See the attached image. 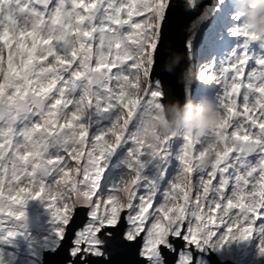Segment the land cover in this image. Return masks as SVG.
Here are the masks:
<instances>
[{
	"label": "snow or ice",
	"instance_id": "1",
	"mask_svg": "<svg viewBox=\"0 0 264 264\" xmlns=\"http://www.w3.org/2000/svg\"><path fill=\"white\" fill-rule=\"evenodd\" d=\"M179 12L221 113L203 136L160 115ZM253 239L264 264V35L232 0H0V264H211Z\"/></svg>",
	"mask_w": 264,
	"mask_h": 264
},
{
	"label": "water",
	"instance_id": "2",
	"mask_svg": "<svg viewBox=\"0 0 264 264\" xmlns=\"http://www.w3.org/2000/svg\"><path fill=\"white\" fill-rule=\"evenodd\" d=\"M202 2L203 5L207 7L212 0H202ZM186 17L187 16L183 12L178 13L177 20L169 30L164 46L160 49L158 63L156 66V76L165 80L174 97L180 98V100H183L186 97L183 102L175 100L166 105L164 112L168 122L177 120L183 116L186 110V104L191 100V96L194 94L197 85V61L196 59L188 58L184 46L188 36V21L186 20ZM177 52H181L183 54V58L179 60V64L183 60L186 66L184 70L181 71H179L181 66H178L175 71L168 74L165 70L171 67V56L174 55V53L177 54ZM190 67L192 68L193 74L191 77L186 79L185 73L186 71L188 72ZM209 260L211 261V264H231L229 262H220L213 253L209 256Z\"/></svg>",
	"mask_w": 264,
	"mask_h": 264
},
{
	"label": "clouds",
	"instance_id": "3",
	"mask_svg": "<svg viewBox=\"0 0 264 264\" xmlns=\"http://www.w3.org/2000/svg\"><path fill=\"white\" fill-rule=\"evenodd\" d=\"M232 3L235 7L234 0ZM243 3L245 6L240 12L243 22L249 26L250 31L264 35V0H243ZM179 59L180 57L177 55L176 62H179ZM187 73L188 77L192 76L191 67ZM206 99L209 101L206 106L189 109L179 119L168 122L167 126L173 130H187L197 136L208 134L212 125L220 118L221 113L210 98L206 97Z\"/></svg>",
	"mask_w": 264,
	"mask_h": 264
},
{
	"label": "rangeland",
	"instance_id": "4",
	"mask_svg": "<svg viewBox=\"0 0 264 264\" xmlns=\"http://www.w3.org/2000/svg\"><path fill=\"white\" fill-rule=\"evenodd\" d=\"M234 4H235L234 7L235 10L239 13L245 6L243 0H234ZM197 55L198 56L206 55V53H203L199 49ZM196 60H197V65L202 63V61L199 60L198 58H196ZM195 91L197 92H194V95L199 99H195L191 97V100L186 104L185 112L188 111L189 109L204 107L209 102L208 99H206L208 93L205 91L204 86L199 82L198 79H197V85ZM160 115L162 119L166 117L164 110L160 113ZM28 213L30 217V227H32L34 231L37 229H39L41 232L48 230L49 215L46 206L42 205L39 201H32L28 205ZM36 216H38V220L35 223H33L32 218ZM256 243L257 242L255 239L248 242L232 243L231 245L226 246L222 251L214 252L213 254H216L220 259L225 261H230L233 264H257L255 260Z\"/></svg>",
	"mask_w": 264,
	"mask_h": 264
},
{
	"label": "bare ground",
	"instance_id": "5",
	"mask_svg": "<svg viewBox=\"0 0 264 264\" xmlns=\"http://www.w3.org/2000/svg\"><path fill=\"white\" fill-rule=\"evenodd\" d=\"M186 20L189 21V17H188V16L186 17ZM177 55H179L180 59L183 58V54H182L181 52H179V53L177 52V54L174 53V55L171 56L170 61H171V60H174L175 57H176ZM180 59H179V60H180ZM183 64H184V65H183ZM179 66H181V67H180V70H179V71H181V70H184L186 64H185V62L182 60V61L180 62V64H179ZM179 76H180V74H179ZM176 99H179V100H180V98H176ZM179 100H177V101H179Z\"/></svg>",
	"mask_w": 264,
	"mask_h": 264
},
{
	"label": "flooded vegetation",
	"instance_id": "6",
	"mask_svg": "<svg viewBox=\"0 0 264 264\" xmlns=\"http://www.w3.org/2000/svg\"><path fill=\"white\" fill-rule=\"evenodd\" d=\"M215 255H216V254H215ZM216 257H217V259H218L220 262H229V263H231L230 261H225V260L220 259L217 255H216ZM231 264H233V263H231Z\"/></svg>",
	"mask_w": 264,
	"mask_h": 264
},
{
	"label": "trees",
	"instance_id": "7",
	"mask_svg": "<svg viewBox=\"0 0 264 264\" xmlns=\"http://www.w3.org/2000/svg\"><path fill=\"white\" fill-rule=\"evenodd\" d=\"M197 52H198V50H197Z\"/></svg>",
	"mask_w": 264,
	"mask_h": 264
}]
</instances>
